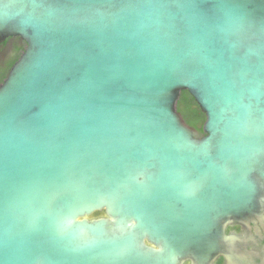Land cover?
Listing matches in <instances>:
<instances>
[{
    "label": "water",
    "instance_id": "obj_1",
    "mask_svg": "<svg viewBox=\"0 0 264 264\" xmlns=\"http://www.w3.org/2000/svg\"><path fill=\"white\" fill-rule=\"evenodd\" d=\"M10 35L0 264H214L263 215L264 0H0Z\"/></svg>",
    "mask_w": 264,
    "mask_h": 264
},
{
    "label": "flooded vegetation",
    "instance_id": "obj_2",
    "mask_svg": "<svg viewBox=\"0 0 264 264\" xmlns=\"http://www.w3.org/2000/svg\"><path fill=\"white\" fill-rule=\"evenodd\" d=\"M27 46L26 40L19 35H10L0 41V85ZM226 232H235L241 238L220 253L214 264H264V213L254 219L234 221L227 226ZM185 264H192V261Z\"/></svg>",
    "mask_w": 264,
    "mask_h": 264
},
{
    "label": "trees",
    "instance_id": "obj_3",
    "mask_svg": "<svg viewBox=\"0 0 264 264\" xmlns=\"http://www.w3.org/2000/svg\"><path fill=\"white\" fill-rule=\"evenodd\" d=\"M177 109L182 114L183 119L187 124L195 127L199 132L203 133L206 114L202 111L200 105L188 90H182L177 102ZM104 214L105 211H96L92 217H99Z\"/></svg>",
    "mask_w": 264,
    "mask_h": 264
}]
</instances>
